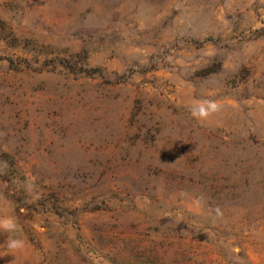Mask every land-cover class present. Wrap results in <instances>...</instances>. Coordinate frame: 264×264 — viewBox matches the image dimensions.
Wrapping results in <instances>:
<instances>
[{"label":"rangeland","instance_id":"obj_1","mask_svg":"<svg viewBox=\"0 0 264 264\" xmlns=\"http://www.w3.org/2000/svg\"><path fill=\"white\" fill-rule=\"evenodd\" d=\"M0 215V264H264V0H0Z\"/></svg>","mask_w":264,"mask_h":264},{"label":"clouds","instance_id":"obj_2","mask_svg":"<svg viewBox=\"0 0 264 264\" xmlns=\"http://www.w3.org/2000/svg\"><path fill=\"white\" fill-rule=\"evenodd\" d=\"M216 110V105L214 103L208 102L207 108L204 106H199L198 108L192 109V115L198 118L204 119L207 117L209 112ZM15 221L11 216H2L0 215V229H3L8 232H12L15 229ZM24 242L19 239H10L8 241V247L11 250H17L22 248Z\"/></svg>","mask_w":264,"mask_h":264},{"label":"trees","instance_id":"obj_3","mask_svg":"<svg viewBox=\"0 0 264 264\" xmlns=\"http://www.w3.org/2000/svg\"><path fill=\"white\" fill-rule=\"evenodd\" d=\"M211 39H205L204 41H197L196 44L198 45H203L205 44L206 42L210 41ZM93 70H97V69H92V70H89V74H91L90 72H94Z\"/></svg>","mask_w":264,"mask_h":264}]
</instances>
